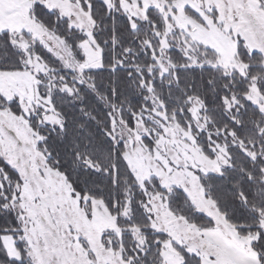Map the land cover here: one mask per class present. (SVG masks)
<instances>
[{"label":"snow or ice","instance_id":"6c2138e0","mask_svg":"<svg viewBox=\"0 0 264 264\" xmlns=\"http://www.w3.org/2000/svg\"><path fill=\"white\" fill-rule=\"evenodd\" d=\"M0 264H264V0H0Z\"/></svg>","mask_w":264,"mask_h":264}]
</instances>
